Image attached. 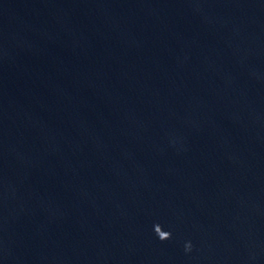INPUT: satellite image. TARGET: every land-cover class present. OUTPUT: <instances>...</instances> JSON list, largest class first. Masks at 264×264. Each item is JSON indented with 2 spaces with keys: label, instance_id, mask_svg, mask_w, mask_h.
Listing matches in <instances>:
<instances>
[{
  "label": "water",
  "instance_id": "water-1",
  "mask_svg": "<svg viewBox=\"0 0 264 264\" xmlns=\"http://www.w3.org/2000/svg\"><path fill=\"white\" fill-rule=\"evenodd\" d=\"M0 264H264V0H0Z\"/></svg>",
  "mask_w": 264,
  "mask_h": 264
},
{
  "label": "clouds",
  "instance_id": "clouds-1",
  "mask_svg": "<svg viewBox=\"0 0 264 264\" xmlns=\"http://www.w3.org/2000/svg\"><path fill=\"white\" fill-rule=\"evenodd\" d=\"M154 230L158 234V237L162 240L170 239L172 236V233L170 231H165L163 229V226L159 223L155 224ZM191 247H192L191 242H188V244L186 245V250H191Z\"/></svg>",
  "mask_w": 264,
  "mask_h": 264
}]
</instances>
